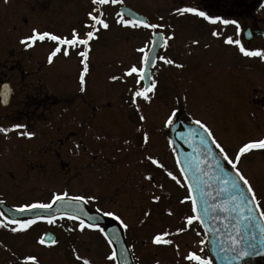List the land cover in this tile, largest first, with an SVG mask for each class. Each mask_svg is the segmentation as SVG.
Returning <instances> with one entry per match:
<instances>
[{"label":"flooded vegetation","instance_id":"af4514ba","mask_svg":"<svg viewBox=\"0 0 264 264\" xmlns=\"http://www.w3.org/2000/svg\"><path fill=\"white\" fill-rule=\"evenodd\" d=\"M39 1L34 0L33 3L38 4ZM122 3H124L123 0ZM183 3L184 5L195 4L209 16L236 20L241 29L238 38L242 42L251 48L264 47V0H183ZM117 5L119 8L121 4ZM17 8L18 5L15 6L13 15L16 14ZM55 11L57 10L55 9L51 13L54 14ZM191 16L193 15L186 17L190 18ZM194 17L205 21L203 18ZM207 24L210 23L207 22ZM75 27L77 28V23ZM214 28H222L228 35L236 36L234 25L224 26L218 23L217 25L211 24L209 27L210 31ZM46 47H48L47 51L43 56L40 55L43 60L41 63H33V57H27V59L29 58L28 62L14 59L12 63H0V85L6 82L11 88L8 103L6 105L0 103V125L10 126L15 122H23L36 133L31 139L19 137L15 132L9 133L8 138L0 134V146L4 151H11L9 157L13 160L14 167L22 165V163L16 164L19 155L27 156L32 153L35 155L36 161L42 166H46L49 171L52 167L51 159H54L53 167L55 169H53L56 173L34 178L31 175L20 174L21 169L14 168L13 173L0 177V200L16 208L25 203L47 202L53 191L67 190L70 195L95 194L99 197V206L105 210L115 211L129 225L128 229H121L126 245L128 240L135 243V232L133 231L137 230L135 229L137 226L145 228L146 220L151 222L148 224L150 229L158 228L159 224L163 222L160 215L162 211L165 215L164 223L166 225L164 228L174 231L178 211L177 205H174L176 199L173 204L167 203L166 199V204H160L163 191L166 197H171L173 193L170 190L166 192L163 187L159 186L163 184L165 187L172 186L173 182L168 178H162L161 173L159 170H155L154 166L147 162L141 163L144 155L148 153L162 159L161 124H157L155 121L156 118L159 120L161 116L160 102L156 103L155 98L150 105L141 104L143 114L147 119L146 122H139L137 114L129 108L127 103L129 98L127 89L132 83L126 84L123 80H118L122 81L124 86L117 88L110 84V78L105 80V83L102 80L87 78V76H94L95 68H93L86 76L85 91L81 93L80 85L77 84L76 53L70 52L69 57L59 56L53 64L49 65L46 57L53 45L49 42ZM5 49L6 47L0 46L1 55L6 52ZM33 49L31 51L27 49V56L33 55ZM221 49L232 56L230 58L232 67L228 71L231 77H234L231 80H235L236 83L233 84L230 95L237 98L238 92L240 93L244 86L252 89L254 94L249 101V108L258 115L259 121L264 124V63L256 59H249V64L252 65V70L254 69L253 74L257 77L256 74L259 73V78L256 79L252 77L253 74L241 70V56L234 48L221 44ZM80 69L78 66L79 71ZM18 80H21V83H27L25 88L22 87L19 91ZM120 89H123L124 99L119 96ZM23 90H25L24 94L20 93ZM233 97L229 98V103L240 114L238 99L236 103L232 100ZM165 108L167 109L165 112H170L168 107ZM221 109L223 110L224 106L220 107L219 111ZM135 115L137 119L131 121L129 118L131 116L133 118ZM134 127H143L150 133L146 152L141 147V136L134 132ZM126 140L129 141L128 144L124 143ZM169 158L171 159V155ZM65 163H67L68 173L65 172ZM123 163H126L128 167L120 176L116 168ZM146 169L155 170L159 174L153 178L151 183L143 181V175L147 174ZM116 175L119 177L115 178ZM157 181L159 184L156 183ZM153 195L160 196L161 200L153 202L151 199ZM170 205L174 206V215L171 217L165 214V210ZM96 206L93 205V208ZM144 212H149L150 215L145 217ZM182 213L184 212L181 211L180 215ZM131 220L138 224H134ZM39 222L36 224L41 225L42 229L35 234L36 240L46 231H51L54 239L57 240V243L51 246L38 244L37 248L45 251L44 263L47 264V259L58 255L61 250L64 253V255L61 253L62 259L67 258L68 263L77 264L72 250L73 248L77 250V235L81 233L67 231L69 227H72V222L59 218L55 224L51 225L45 221ZM113 223L119 227L117 221L105 217L101 226L105 227ZM36 224L31 225L28 230L32 226L35 227ZM10 227L12 225L3 228L11 232ZM20 233L11 232L12 235H20ZM84 233L101 236L99 232L90 230H85ZM87 247L81 248L88 251L92 264H106V261L104 263L97 262V256L91 254L94 251L89 250L90 246ZM107 248L106 254L109 252L108 245ZM205 253L208 255L207 245H205ZM134 261L133 258V264Z\"/></svg>","mask_w":264,"mask_h":264},{"label":"rangeland","instance_id":"374dc122","mask_svg":"<svg viewBox=\"0 0 264 264\" xmlns=\"http://www.w3.org/2000/svg\"><path fill=\"white\" fill-rule=\"evenodd\" d=\"M33 1L0 0V46L6 47L4 50L6 52L2 55L0 54V63H12L14 59L28 62L27 60L32 57L33 63H41L43 61L40 55L43 56L44 52L47 51L48 47L46 46L49 42L37 44L33 47V55L28 56L27 53L32 48L27 51L24 46L19 44V38L29 35L31 29L34 27L56 34L67 35L70 33L68 31H71L72 27H75L77 23V29L83 31L82 26L86 21L85 14L90 10V0H40L41 6L39 5V7H37L39 3H33ZM123 2L135 11L147 16L150 22L171 26L170 29H161L166 35L172 32L174 38L169 42L170 47L167 50L161 48L159 54L173 58L177 63L185 65L181 70L173 66L158 63L157 68L153 69V73L159 76L156 103L157 101L160 102L161 116L159 120L156 118L155 121L157 124H161L162 138L168 133L169 126L165 127L164 122L167 116L171 114V112H165L167 110L165 107H168L170 111L173 108L176 109V116L173 117V121L176 118L192 122L196 119L201 120L202 123L211 129L214 137L225 148L230 158L234 155L235 150L242 141L264 136V124L259 121L258 115L247 105V102L251 100L254 94L252 89L244 86L241 88L240 93L238 92L237 98L232 96L234 102L237 103L238 99L239 110H241L240 114L229 103L230 93L233 90L232 86L236 83L235 80H231L234 77H231L228 71L232 67L230 60L232 56L227 51L221 49L222 43L220 41L211 37L209 29L211 24L196 19L194 16L190 18L177 16L174 9L180 6V0H123ZM16 5H18V8L16 14L13 15L12 13ZM55 9L57 11L54 14L51 13ZM118 9V5L105 6V15L110 24V29H101L97 39L91 42L89 70L95 68V73L94 76H87V78L102 80L105 83L104 81L108 80L110 75L120 76L131 63L138 61L139 54L136 52V49L142 47L150 38V30L124 28L116 24L115 14L119 12ZM161 17H163V20H160ZM165 17L168 19V24L164 23ZM192 39H196L200 43L192 45L190 43ZM205 44H209L210 46L205 48ZM27 57L29 58L27 59ZM240 62L243 72L253 74L254 69L252 70L249 59L241 57ZM78 66L81 68L79 58L77 57V84H79ZM256 75L257 77L255 74L252 77L258 79L259 73ZM131 83L132 80L129 79L126 84ZM110 84L117 86V88L124 86V83L118 80H111ZM242 84L246 85L244 82ZM25 85L27 83H21V80H18V91L22 87L25 88ZM24 92L25 90L20 93L24 94ZM119 92L121 99H124L123 89H120ZM222 106H224V109L219 111ZM211 110H214V112H211ZM135 118L136 115L133 118L131 116L129 119L134 121ZM237 128H239L240 133ZM171 152V147H168L162 139V161L167 165L168 170L175 169L172 156L171 159L169 158ZM10 153L11 151H4L0 146V177L13 173L14 168L21 169L20 174L31 175L34 178H38L37 176L40 178L41 176L46 177L48 175L45 174L56 173L53 167V163H55L54 159H51L50 162L52 165V167L50 166L51 171L46 166L38 163L35 155L32 153H29L27 156H18L16 164L22 163L26 166L22 167L18 165L14 167L15 164L11 157H9ZM126 167L128 165L123 163L116 168L120 176L126 171ZM238 167L256 191L257 198L260 199V194L264 193V151L254 150L243 156ZM176 172H178V169H175L174 173ZM119 175H116L115 178H118ZM158 175L154 170L153 177H157ZM161 177L167 178L164 175ZM170 187H172L173 195L166 197L163 191L160 204H166L165 199L167 203L171 202L173 204L176 197L175 205H177L178 211L177 223L174 227H180V212H187L188 206L180 207L177 203V197L184 194V189L178 188L173 184L172 186L167 185L165 187L163 184V190H166V192L169 191ZM131 188L133 189V187ZM126 191L129 192L128 190ZM261 206L264 209V201H262ZM160 215L163 218V222L155 230L148 227V224L151 223L149 220H146L145 228L141 226L136 227L138 223L131 220V222L133 221L136 224L133 227L137 229L133 231L135 232V243L128 240L127 245L135 256L134 264H157V262L159 264H183L174 246H156L152 244L151 237L155 234L154 232L165 229L166 224L164 223L165 215L163 211L160 212ZM155 216H157L156 213ZM39 227L40 229L32 226L30 230L22 232L18 236H15V234L10 235L3 228H0V264H17L13 255H20L21 253L38 254L39 264H45V258L43 257L45 255L41 249L37 248L39 245L34 240L35 234L42 229V226L39 225ZM196 228L193 225L194 233L190 229L188 233L186 232L174 238L179 246L182 245L180 248L181 254L192 245H198L200 238L195 234ZM85 244L90 246V251H94L91 254L97 256V262H105L104 255H106L108 248L102 236L86 233L77 235V254L90 258L88 251L81 248H88ZM61 253L64 255L60 250L58 255L50 257L46 263L70 264L66 261L67 258L62 259L60 257ZM68 257L71 258L69 255Z\"/></svg>","mask_w":264,"mask_h":264},{"label":"snow or ice","instance_id":"6c2138e0","mask_svg":"<svg viewBox=\"0 0 264 264\" xmlns=\"http://www.w3.org/2000/svg\"><path fill=\"white\" fill-rule=\"evenodd\" d=\"M122 4V0H90V10L86 12V21L83 23V31L73 27L69 34H56L48 30H40L32 28L29 35L19 38V44L25 49H31L37 44L45 42L53 43V47L48 51L46 61L49 65L54 63V60L59 56L69 57L70 52L74 51L79 58L81 69L78 74V82L80 92L85 91L86 76L89 73V53L91 51V42L96 40L101 29L109 30L110 24L105 15V6H113ZM177 16L193 15L203 18L212 25L228 26L234 25L236 36L228 35L222 28H214L210 35L215 40L220 41L224 46L234 48L237 54L246 59H256L264 63V47L251 48L247 46L239 37L240 25L236 20L221 19L219 16L213 17L206 14L195 4L189 3L184 5L183 0H180V6L174 9ZM115 23L132 29H147L150 30V38L142 47L136 49L139 54L137 62L131 63L120 76L113 75L110 77L112 81L123 80L125 83L132 80L131 86L127 89L129 93L128 106L138 116L139 122H146V116L143 114L141 104L150 105L156 98L159 87V76L153 73V69L157 68L158 63L163 65L173 66L177 69L185 67L182 63H177L173 58L165 55H160L158 49L167 50L170 47L169 42L174 38L172 32L167 35L161 29L168 28L170 25L162 23H152L145 18L136 17L133 19L125 18L123 10L116 12ZM163 20V17L160 18ZM192 45H198L200 42L196 39L190 41ZM210 45L205 44L208 48ZM190 54V53H189ZM176 116V109L171 110V114L167 116L164 126L168 127L173 123V117ZM194 123L198 125L207 135L208 140L201 139L204 145L206 158L215 160V172L219 179L221 187L216 191L218 196L221 191L229 192L228 199L218 203H210L209 198L212 197L211 186L205 177L208 173L203 170L201 165L205 160H195L185 158L181 161L179 157H175L174 168L178 172L168 170L167 165L158 156L148 153L144 155L141 163L147 162L154 166L155 170L166 176L178 188L184 189V194L177 197L179 206H188L187 212L182 213L179 217V222L182 226L176 227L175 231L163 229L155 233L151 237L153 245L157 246H174L177 255L183 264H213L209 255L205 253L206 239L209 233H212L211 246L217 250V253L227 251V255L223 257L226 260H237L240 257L249 255L245 249H255L257 247L264 248V209L261 204L264 201V193L260 194V199L257 198V193L253 189L249 180L242 174L238 164L241 158L254 150L264 151V136L257 139H248L242 141L230 158L225 148L214 137L213 132L201 120L196 119ZM15 132L17 136L31 139L36 135L35 131L30 129L23 122H15L10 126L0 125V134L8 138V134ZM134 132L139 133L142 140L141 147L147 151L146 146L149 145L150 133L144 130L143 127H134ZM99 139V137H97ZM210 144L218 150V155L213 152ZM128 144L129 141H125ZM169 146L173 141H168ZM223 161L230 165V171H225L221 164ZM147 174L143 175V181L151 183L153 181V170L146 169ZM191 176V179H189ZM159 184V182H156ZM163 187V185H159ZM231 190V191H229ZM153 202H159L160 196L153 195ZM93 205H97L93 208ZM54 209V210H53ZM217 209L225 213L226 216L213 215ZM18 213L31 212L30 219H11L9 220L0 213V227L8 228L13 233L24 232L31 225L38 221H45L48 224H55L57 218L72 222V227L67 231H78L84 233L85 230L99 232L107 245L109 252L105 256L106 264H128V250L121 247L117 251L113 245H119L121 242L120 230L128 229L129 225L124 222L119 214L113 210H105L99 206V197L95 194L82 193L70 195L67 190L53 191L47 202L25 203L17 206L14 209ZM40 210V211H36ZM58 214V215H57ZM165 214L169 217L174 215V206L170 205L165 210ZM149 212H144V216H149ZM110 217L118 222L119 227H113L109 234L106 226H101L102 218ZM258 217V218H257ZM227 220L224 228H216L213 225L220 220ZM206 220L208 221L206 223ZM143 222V221H142ZM200 226L204 230V238L198 241V245L194 244L188 248L183 254L180 252V246L175 242V237L193 229V225ZM258 230V236L254 233ZM196 236H200L201 232L196 231ZM217 234L220 239H217ZM226 236V240L223 238ZM259 240V244L255 243ZM37 243L42 246H51L57 243V240L47 238L46 235H41ZM73 256L77 264H92L91 258L83 257L77 254V250L73 248ZM234 253V254H233ZM14 259L17 264H39L38 256L34 253L14 254ZM159 264V262H157Z\"/></svg>","mask_w":264,"mask_h":264},{"label":"water","instance_id":"95a60500","mask_svg":"<svg viewBox=\"0 0 264 264\" xmlns=\"http://www.w3.org/2000/svg\"><path fill=\"white\" fill-rule=\"evenodd\" d=\"M122 10L124 12V15H126L130 19H133L136 17L144 18L125 6L121 8V11ZM170 133H171V139L176 147L177 156L179 157L181 161L185 160L186 157L193 159V161L205 160V163L201 165V167L203 168L205 172L208 173V176L205 177V179L208 181V184L211 186L212 197L209 198V202L214 204V203L227 200L229 192L221 191L218 196L216 195V191L221 187V185L219 183V179L215 172V160L206 158L205 156L204 145L201 143V139L203 138L204 140H208V137L203 132V130L195 124H185L179 121V122H176L173 126H171ZM209 146L212 147L213 152L216 153L213 148V145L210 144V141H209ZM220 162L223 166L222 161ZM225 171H228V170L225 169ZM189 179H191V176H189ZM0 210L4 214L5 217L10 218V219H18L23 216L32 217L33 215L31 212L18 213L13 208L9 207L3 202H0ZM36 211H40V210H36ZM213 215H219L221 217L226 216L225 213L220 212L218 209L215 213H213ZM207 222L208 221L206 220V223ZM227 222H228L227 220L222 219L220 221L215 222L213 226L216 228L223 229L224 224ZM112 228L113 227H106V230L109 231V234H111L110 230ZM254 234L258 236V230ZM212 236L213 234L209 233L208 243H209V249H210L211 255L213 256L216 264H246V263L251 262L252 260H256L258 258L264 257V248L257 247L255 251H253V249H245V251L250 254L240 257L237 260L230 261V260L223 259V257L227 255L228 253L227 251H225V252H220L218 254L217 250L212 248L211 246ZM46 237L52 238L48 234H46ZM223 238L226 240V236ZM217 239L218 240L220 239V236L218 234H217ZM255 243L258 245L259 240L257 239ZM114 246L117 248V251H119L121 247L127 249L123 243L122 237H121L120 244L114 245ZM128 264H131L129 254H128Z\"/></svg>","mask_w":264,"mask_h":264}]
</instances>
